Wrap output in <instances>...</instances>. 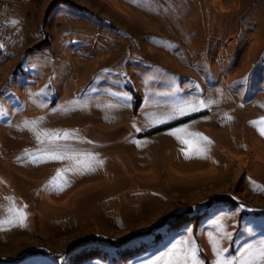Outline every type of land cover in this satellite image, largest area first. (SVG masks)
Segmentation results:
<instances>
[{"label":"rangeland","instance_id":"obj_1","mask_svg":"<svg viewBox=\"0 0 264 264\" xmlns=\"http://www.w3.org/2000/svg\"><path fill=\"white\" fill-rule=\"evenodd\" d=\"M186 209L87 264H264V0H0V264Z\"/></svg>","mask_w":264,"mask_h":264},{"label":"trees","instance_id":"obj_2","mask_svg":"<svg viewBox=\"0 0 264 264\" xmlns=\"http://www.w3.org/2000/svg\"><path fill=\"white\" fill-rule=\"evenodd\" d=\"M213 198H220L219 196H213ZM206 205L210 203L207 201ZM191 209H186L180 213L173 214V218L166 217L163 224H166L165 233L159 234L153 230H147L137 233L134 237L121 240L119 242H113L111 240L94 239L89 240L67 255L61 262H53L54 264H87L93 260H107L111 263L126 262L144 253L148 247L157 245L165 234L173 232L178 229L176 225L181 218L185 215H190ZM201 215V214H200ZM180 218V219H179ZM179 219V220H178ZM178 220V221H177ZM170 223H175L171 225ZM33 254H40L34 252ZM53 261V260H52ZM30 264L31 262H25ZM17 264H20L19 262Z\"/></svg>","mask_w":264,"mask_h":264},{"label":"snow or ice","instance_id":"obj_3","mask_svg":"<svg viewBox=\"0 0 264 264\" xmlns=\"http://www.w3.org/2000/svg\"><path fill=\"white\" fill-rule=\"evenodd\" d=\"M54 158H58V157H54ZM79 174H81V175H83L84 173H79ZM195 259V257L193 256V260Z\"/></svg>","mask_w":264,"mask_h":264}]
</instances>
